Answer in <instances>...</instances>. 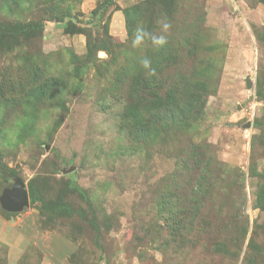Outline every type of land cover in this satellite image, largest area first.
Wrapping results in <instances>:
<instances>
[{
    "label": "rangeland",
    "instance_id": "1",
    "mask_svg": "<svg viewBox=\"0 0 264 264\" xmlns=\"http://www.w3.org/2000/svg\"><path fill=\"white\" fill-rule=\"evenodd\" d=\"M234 1L0 0L43 25L0 49V195L73 211L0 206V264H264V6Z\"/></svg>",
    "mask_w": 264,
    "mask_h": 264
},
{
    "label": "trees",
    "instance_id": "2",
    "mask_svg": "<svg viewBox=\"0 0 264 264\" xmlns=\"http://www.w3.org/2000/svg\"><path fill=\"white\" fill-rule=\"evenodd\" d=\"M231 1L235 4L234 0H231ZM258 1H259L258 2L259 4H262L264 6V0H258ZM112 5H114V0H101L99 5L96 6V8L91 12L90 19L91 20L101 19L102 12L106 10L107 8L111 7ZM42 30H43V25L41 23L35 24L32 22H27L24 24L4 25V26L0 25V49L3 48V46H10V45H11L10 47L17 46L22 39H27L34 34L38 35L42 32ZM128 31H129V28H128ZM167 49L168 48L164 46L159 51L167 52ZM138 79H134V81L132 80V86L134 90H136V92L139 91V89H137ZM177 94L178 92L176 90L168 91V101L170 104L171 111L173 109L174 103H176L175 95ZM138 102H140L139 99H138ZM154 103L156 104V102ZM72 185L74 189L80 195L84 194L83 190L79 186H77V184L73 182ZM26 191L28 194L29 203L38 204L46 212H50V213L61 212L66 215H70L73 213L72 209L67 204H64V203H58L52 207H47L43 203V200L39 197L37 191L31 184H28L26 186Z\"/></svg>",
    "mask_w": 264,
    "mask_h": 264
},
{
    "label": "clouds",
    "instance_id": "3",
    "mask_svg": "<svg viewBox=\"0 0 264 264\" xmlns=\"http://www.w3.org/2000/svg\"><path fill=\"white\" fill-rule=\"evenodd\" d=\"M170 28L171 24L166 18L160 21V34L150 32L143 25H138L134 29L130 46L133 49H142L150 46L153 50H159L168 43L166 34ZM138 63L149 75H155V69L152 68V60L149 56H143L138 60Z\"/></svg>",
    "mask_w": 264,
    "mask_h": 264
},
{
    "label": "water",
    "instance_id": "4",
    "mask_svg": "<svg viewBox=\"0 0 264 264\" xmlns=\"http://www.w3.org/2000/svg\"><path fill=\"white\" fill-rule=\"evenodd\" d=\"M247 87H250V81L246 80ZM29 204L28 194L24 184L17 181L11 188L3 190L0 195V206L8 212H20Z\"/></svg>",
    "mask_w": 264,
    "mask_h": 264
},
{
    "label": "crops",
    "instance_id": "5",
    "mask_svg": "<svg viewBox=\"0 0 264 264\" xmlns=\"http://www.w3.org/2000/svg\"><path fill=\"white\" fill-rule=\"evenodd\" d=\"M111 28H113L114 30H116V32H117V31L119 32V27H118L117 24L114 25V23H112Z\"/></svg>",
    "mask_w": 264,
    "mask_h": 264
}]
</instances>
